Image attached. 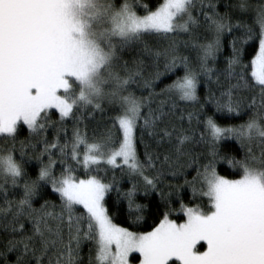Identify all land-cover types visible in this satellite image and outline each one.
<instances>
[{
    "label": "snow or ice",
    "instance_id": "6c2138e0",
    "mask_svg": "<svg viewBox=\"0 0 264 264\" xmlns=\"http://www.w3.org/2000/svg\"><path fill=\"white\" fill-rule=\"evenodd\" d=\"M221 2L0 0V264H264V0Z\"/></svg>",
    "mask_w": 264,
    "mask_h": 264
},
{
    "label": "trees",
    "instance_id": "16d2710c",
    "mask_svg": "<svg viewBox=\"0 0 264 264\" xmlns=\"http://www.w3.org/2000/svg\"><path fill=\"white\" fill-rule=\"evenodd\" d=\"M146 2L154 4L156 2V0H146ZM219 7L221 8V10H223V0H222L221 4L219 5ZM141 12H142V9H141ZM225 43H227V41H225ZM250 51H251V49H250ZM227 54H228V52L225 51L224 55L226 56ZM134 55H135V50L134 49L133 50H126L123 53L124 58L125 59H129V60H131ZM222 60H223V57H221V61ZM179 74H181V73L177 72V75H179ZM172 79H174V77L171 74H167V75L162 76L160 78V80L156 81V85H157L156 91L158 92L161 88L164 87L165 84L170 83ZM198 92L201 95L203 94V85L199 86ZM186 110H191V109H186ZM207 110H208L209 113H211V111H212L211 106H209ZM57 118H58V114H54L53 115V119H57ZM241 119H246V117H242L240 119H232V120H229L226 117L225 118H219V122L221 124L240 123ZM108 122L109 121H108L107 116L105 115V113H100V112L95 113L94 118L89 117V118H87L84 121V123H86V125H87L86 131H87L89 136H92L93 133L99 134L100 132H102L104 130V126ZM193 123H195V121H193ZM67 125H68V133H69V135H71L72 121L71 120L67 121ZM52 134H53V130L52 129H49L45 133V135L49 139L52 138ZM27 135H28L27 130L26 129H22L21 132H20V135L18 137V140H17V149H19V141L25 139V137H27ZM61 135H63V133H61ZM229 143L234 148H236L237 150L239 149V146L235 144V141H231ZM25 151H28V150L25 149ZM15 155H16V157L18 159L20 158L19 151H17L15 153ZM141 156H142V150H141ZM44 159H46V157H44ZM25 167H26V170L28 171L30 176L35 177L37 175L39 165H38V163L35 160L28 161L26 163ZM56 167L58 169V165ZM224 167H226V166H224ZM224 167L221 168V173L222 174L224 172ZM187 171H188V173H190L188 178L191 179V174H194V170L189 168ZM117 174L119 175V173H117ZM230 178H235V177H230ZM169 181L172 182L173 184L182 183L183 178L182 177L173 178L171 176H167L165 178V184L163 185L165 190H167ZM123 183L125 184V187H127V179L126 178H125ZM49 191H50V189H49ZM182 195H183L185 201L187 202V200H188V198L190 196V193H189L187 187L184 188ZM48 198L56 199L54 194L52 196L48 197ZM140 200H141L142 203L150 205V208L148 210H146L145 221L142 222L144 224V230H150V227L154 226V223L158 222V217L156 216L155 205L159 202V197L155 193H153L152 196H150V197H141ZM40 202H42V201H40ZM34 206L38 207L39 206V202L35 203ZM172 218L179 220L178 214H175V213L173 214ZM116 221L119 222V223H125L124 218L120 217V216L116 217ZM84 251L85 252L87 251L86 247H85ZM133 261H134V259H133Z\"/></svg>",
    "mask_w": 264,
    "mask_h": 264
},
{
    "label": "rangeland",
    "instance_id": "374dc122",
    "mask_svg": "<svg viewBox=\"0 0 264 264\" xmlns=\"http://www.w3.org/2000/svg\"><path fill=\"white\" fill-rule=\"evenodd\" d=\"M132 264H135V260L132 262Z\"/></svg>",
    "mask_w": 264,
    "mask_h": 264
}]
</instances>
